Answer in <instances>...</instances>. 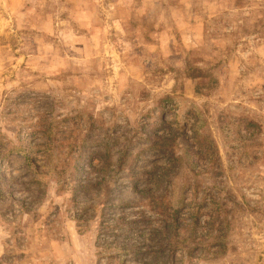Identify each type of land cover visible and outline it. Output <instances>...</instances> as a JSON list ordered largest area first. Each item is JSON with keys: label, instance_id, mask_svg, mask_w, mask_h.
Listing matches in <instances>:
<instances>
[{"label": "rangeland", "instance_id": "374dc122", "mask_svg": "<svg viewBox=\"0 0 264 264\" xmlns=\"http://www.w3.org/2000/svg\"><path fill=\"white\" fill-rule=\"evenodd\" d=\"M0 264H264V0H0Z\"/></svg>", "mask_w": 264, "mask_h": 264}]
</instances>
